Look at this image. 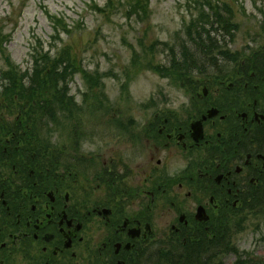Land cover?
I'll return each mask as SVG.
<instances>
[{
    "label": "flooded vegetation",
    "instance_id": "obj_1",
    "mask_svg": "<svg viewBox=\"0 0 264 264\" xmlns=\"http://www.w3.org/2000/svg\"><path fill=\"white\" fill-rule=\"evenodd\" d=\"M237 75L238 89L199 93L149 123H115L103 152L57 151L51 168L34 152L5 162L0 264H140L158 216L168 241L221 237V219L264 191V79Z\"/></svg>",
    "mask_w": 264,
    "mask_h": 264
},
{
    "label": "rangeland",
    "instance_id": "obj_2",
    "mask_svg": "<svg viewBox=\"0 0 264 264\" xmlns=\"http://www.w3.org/2000/svg\"><path fill=\"white\" fill-rule=\"evenodd\" d=\"M111 1L109 5L107 0H0V31L4 35L11 33L4 46L20 69L30 65L28 49L33 40L39 38L44 43L49 40L51 26L45 14L48 11L63 17L71 29L69 35H63L58 47L69 46L83 71L101 76L98 88L85 103L82 93L86 91V83L81 73L69 83L70 94L81 105V111L73 121L51 126L50 134L44 126L39 129L41 140L48 141L52 151L54 143L66 142L70 127L72 130L78 127L81 156L92 150L103 152V142H112L107 137L114 135V123H149L155 113L166 114L186 103L187 91L154 73L149 64H166L168 49L164 44L179 52L183 20L188 19L187 0H150L149 16L142 23L127 18L118 0ZM229 2L239 28L233 40L226 37L228 48L250 53L264 42V0ZM134 53L142 68L131 65ZM3 68L0 55V71ZM208 71L211 74L217 69ZM60 128L65 131L63 135ZM75 145L73 141L67 151L73 152ZM221 222L222 236L215 240L217 247L209 245L202 255L204 264H234L237 256L246 259V264H264V191L257 193L248 207H237ZM167 223L168 217H156L155 240L142 249L140 264H164L160 259L164 248L169 246ZM198 235L199 239L214 244Z\"/></svg>",
    "mask_w": 264,
    "mask_h": 264
},
{
    "label": "trees",
    "instance_id": "obj_3",
    "mask_svg": "<svg viewBox=\"0 0 264 264\" xmlns=\"http://www.w3.org/2000/svg\"><path fill=\"white\" fill-rule=\"evenodd\" d=\"M109 5L111 0H107ZM120 8L127 18L135 22H144L149 16L150 0H118ZM51 26V34L47 43L36 38L29 46L28 58L30 65L22 70L7 53L4 43L9 40L11 33L2 34L0 31V55L4 68L0 71V162L3 167L10 169L5 162H22L30 160V153H36L35 161H43V166H53V151L49 142L41 140V130L44 126L46 133L52 132L55 123L73 121L81 111L75 97L70 94L69 83L77 73H81L86 83V91L82 93L85 103L89 94L98 88L100 75L83 71L69 46L58 47L63 35H69L71 29L64 18L45 12ZM182 38L179 52L174 46H164L168 49L166 64H149V69L162 78H168L194 94L201 85V78L193 76L209 68L217 66L218 60H231L238 64V70L247 74L250 69L264 73V51L254 55L251 61L240 63L237 58L245 56L240 52H231L227 40H233L239 25L233 20V7L229 0H187L185 3ZM134 53L131 65L136 69L143 65ZM250 66L252 68H250ZM8 137L10 144L7 151H12L9 158L3 153L6 147L4 139ZM16 142L19 149L15 150ZM19 151V159L15 155ZM37 154H40L39 156ZM31 162V161H30ZM200 240V241H199ZM182 244L180 241L161 255L164 264H204L202 255L210 247L209 241L199 239ZM214 246V245H213ZM230 250V249H229ZM233 251V250H232ZM248 262L240 256L234 264Z\"/></svg>",
    "mask_w": 264,
    "mask_h": 264
},
{
    "label": "water",
    "instance_id": "obj_4",
    "mask_svg": "<svg viewBox=\"0 0 264 264\" xmlns=\"http://www.w3.org/2000/svg\"><path fill=\"white\" fill-rule=\"evenodd\" d=\"M213 113H215V110H211L210 112H209V116H211ZM201 136V135H200ZM199 209H201V208H199ZM199 209H198V211H199Z\"/></svg>",
    "mask_w": 264,
    "mask_h": 264
}]
</instances>
